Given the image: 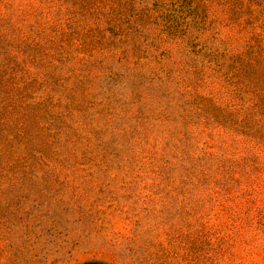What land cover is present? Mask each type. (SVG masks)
<instances>
[{"label": "rangeland", "instance_id": "1", "mask_svg": "<svg viewBox=\"0 0 264 264\" xmlns=\"http://www.w3.org/2000/svg\"><path fill=\"white\" fill-rule=\"evenodd\" d=\"M0 264H264V0H0Z\"/></svg>", "mask_w": 264, "mask_h": 264}]
</instances>
